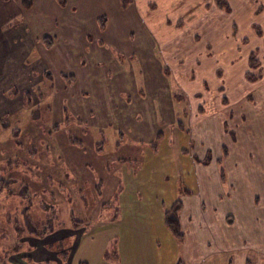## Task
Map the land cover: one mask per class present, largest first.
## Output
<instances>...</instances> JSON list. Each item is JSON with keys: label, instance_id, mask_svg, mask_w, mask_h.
<instances>
[{"label": "rangeland", "instance_id": "obj_1", "mask_svg": "<svg viewBox=\"0 0 264 264\" xmlns=\"http://www.w3.org/2000/svg\"><path fill=\"white\" fill-rule=\"evenodd\" d=\"M225 1L0 0V258L4 248L8 264H126L110 245L95 257L98 238L86 235L122 218V175L149 156L184 169L161 184L179 197L193 164L213 174L248 155L264 195V21L235 27ZM71 217L85 221L79 248L71 237L64 257L57 242L28 248L71 232ZM45 222L53 231L26 232Z\"/></svg>", "mask_w": 264, "mask_h": 264}, {"label": "crops", "instance_id": "obj_2", "mask_svg": "<svg viewBox=\"0 0 264 264\" xmlns=\"http://www.w3.org/2000/svg\"><path fill=\"white\" fill-rule=\"evenodd\" d=\"M231 1L235 5L230 15L235 27L238 26L236 23L249 25L250 15L264 21V4L258 3L257 10H252L254 6H250L251 11L247 3L242 7L243 0H229L230 3ZM259 5L263 9L259 10ZM253 26L250 25L254 32ZM260 46L264 47V43ZM178 130L181 132L183 129ZM186 135L188 136V132ZM175 140L173 146L176 145ZM176 149L177 156L180 152ZM150 152L147 148L145 154L149 156ZM247 156L239 158L231 166H227L229 162L225 161L222 169L215 166L213 174L208 170L202 173V168H198L199 164L194 162L191 183L183 182V192L179 197H176V189L173 193L171 186H162L171 174V167L174 168V173L177 171V175L184 174V169H179L177 162L172 164L173 158L170 159V156L163 169L156 168L157 161L152 156L148 157L149 161L142 163L138 171L125 169L123 183L120 181L127 191V198L120 202L123 208L122 218L112 219L111 222L102 221L98 224L100 226L93 227L91 233L86 235L90 240L98 238L99 243L94 244V256L100 255L102 258L110 245L125 257L126 264H174L177 261L184 264H264V212H260L258 202L259 198L264 201V195L260 185L255 182L253 173L246 172L243 167ZM228 158L226 153L223 159ZM237 170L240 176H237ZM176 200L181 203L179 221L183 237L179 239V243L162 221L164 210ZM77 228L69 226L71 232L50 236L48 240L39 241L33 248H28L31 251L38 248L41 250L39 253H44L45 246H55L57 242L61 249L58 246L59 249L50 250L60 257L63 254L64 257L66 252L62 245L65 237L73 238V250L81 244L85 231L77 232ZM112 240H116V245H112ZM164 242L173 245L169 253L162 250ZM51 254L55 258L54 253ZM112 254L118 255L115 250ZM249 255L252 256L251 260ZM35 259L38 260L36 257ZM69 260L61 258L60 264H66Z\"/></svg>", "mask_w": 264, "mask_h": 264}, {"label": "trees", "instance_id": "obj_3", "mask_svg": "<svg viewBox=\"0 0 264 264\" xmlns=\"http://www.w3.org/2000/svg\"><path fill=\"white\" fill-rule=\"evenodd\" d=\"M59 1H64V0H59ZM217 3L220 4L221 6H227V2L225 0H217ZM21 5L25 7L26 9L30 8L32 5V0H21ZM223 8H226V7H223ZM250 59H251L250 61L252 62V64H250V67L255 68V66H257L256 61L253 60V56ZM251 78H253V76H251ZM15 93H16L15 88H13L9 92V94H15ZM27 94L28 93L26 91L23 92L24 97H26ZM7 126H8V123L5 120L0 119V128L5 129ZM1 189L2 188H0V190ZM180 209H181V203L179 200H176L169 208L164 210L163 217H162L164 226L166 227V229L169 230L170 234L176 239H181L183 237V233L181 231V226H180V221H179ZM84 222L85 221L75 220L73 217H71V219L69 220V225L70 227L75 228V227L83 226ZM48 223L49 222L42 223L41 232H37V228L28 229L26 232L35 234L36 236H43L47 234V232L49 231L51 232L54 229V225L52 226V224L51 226H48L50 227L48 228L47 227ZM34 227H36V225H34ZM6 251L7 250L2 248L1 252H3V255H2L3 257L0 258V264H8V256L11 254L12 250L11 252L7 251V253ZM13 251H16V250H13ZM79 264H87V263L81 262ZM175 264H184V263L182 261H177L175 262Z\"/></svg>", "mask_w": 264, "mask_h": 264}]
</instances>
